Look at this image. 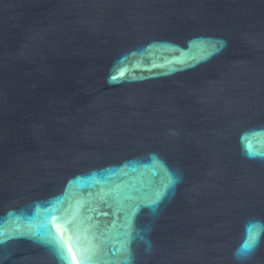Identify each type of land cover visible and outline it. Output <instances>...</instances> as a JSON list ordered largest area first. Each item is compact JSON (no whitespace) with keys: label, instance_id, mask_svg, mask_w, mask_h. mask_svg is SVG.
<instances>
[{"label":"water","instance_id":"95a60500","mask_svg":"<svg viewBox=\"0 0 264 264\" xmlns=\"http://www.w3.org/2000/svg\"><path fill=\"white\" fill-rule=\"evenodd\" d=\"M0 264H264V0H0Z\"/></svg>","mask_w":264,"mask_h":264},{"label":"snow or ice","instance_id":"6c2138e0","mask_svg":"<svg viewBox=\"0 0 264 264\" xmlns=\"http://www.w3.org/2000/svg\"><path fill=\"white\" fill-rule=\"evenodd\" d=\"M254 243H255V237L253 233L250 231L249 238L242 247V252L246 253L247 251H249L254 246Z\"/></svg>","mask_w":264,"mask_h":264}]
</instances>
